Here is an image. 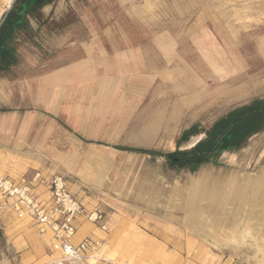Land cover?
Instances as JSON below:
<instances>
[{
  "label": "rangeland",
  "instance_id": "rangeland-1",
  "mask_svg": "<svg viewBox=\"0 0 264 264\" xmlns=\"http://www.w3.org/2000/svg\"><path fill=\"white\" fill-rule=\"evenodd\" d=\"M17 1L0 0V25ZM22 20L32 35L21 42L45 43L47 57L59 41L132 57L103 78L107 102L100 72L77 116L64 106L55 128L39 130L56 149L41 152L56 159L46 176H66L103 214L105 230L80 219L77 233L89 230L77 242L100 240L103 264H264V0H54ZM252 114L257 126L226 143L223 131ZM221 122L210 162L167 161Z\"/></svg>",
  "mask_w": 264,
  "mask_h": 264
},
{
  "label": "crops",
  "instance_id": "crops-1",
  "mask_svg": "<svg viewBox=\"0 0 264 264\" xmlns=\"http://www.w3.org/2000/svg\"><path fill=\"white\" fill-rule=\"evenodd\" d=\"M53 1L45 2L39 8ZM8 15L0 25V170L12 178L30 176L36 171L47 175L56 159L50 156L45 159L41 152L56 149L54 142L39 137L41 125L48 122L55 128L64 106L71 117L77 116L78 102L84 96L87 83H92L100 72L103 73L99 75L102 79L100 94H103L102 101L107 102L103 78L112 70L119 71L121 65L131 62L132 57L125 55L129 60H122L125 56L119 54L109 57L102 43L95 46L70 43L63 47L62 41L53 42V51L47 57L45 43L37 41L31 47L21 42L32 35L21 29L26 14L20 21L18 15ZM95 47L100 51L98 56L94 55ZM17 55L26 56H23L21 68H17ZM115 73L113 77L117 75ZM61 164L67 167V162ZM54 173L60 175L59 172L50 175ZM88 230L87 226H82L76 241ZM4 240L9 248L5 253L0 252V264L42 263L47 257H53L51 238L41 235L30 221L19 220L12 210L0 205V241Z\"/></svg>",
  "mask_w": 264,
  "mask_h": 264
},
{
  "label": "built area",
  "instance_id": "built-area-1",
  "mask_svg": "<svg viewBox=\"0 0 264 264\" xmlns=\"http://www.w3.org/2000/svg\"><path fill=\"white\" fill-rule=\"evenodd\" d=\"M0 194L3 206L19 220H28L40 234L51 236L52 252L57 254L55 264H103L100 240L75 239L81 218L105 230L103 214L96 208L85 207L72 192L66 176L47 177L40 171L19 178L0 174Z\"/></svg>",
  "mask_w": 264,
  "mask_h": 264
},
{
  "label": "trees",
  "instance_id": "trees-1",
  "mask_svg": "<svg viewBox=\"0 0 264 264\" xmlns=\"http://www.w3.org/2000/svg\"><path fill=\"white\" fill-rule=\"evenodd\" d=\"M49 1L51 0H18L12 11L9 13L8 17H10L11 14H16L20 17L18 20L20 21L28 11H35L45 2ZM18 5L19 10L16 9ZM260 118V114H252L251 116L246 117L244 121L241 120L239 123L234 124L233 127L231 126V129H229L228 131H223L224 141L226 143L230 142L231 144L238 142L244 134L249 133L253 128L257 126ZM223 128L224 124H222V122L217 124L215 129L209 134V140L206 144L197 145L190 150H176L174 152L166 154L165 157L167 161L171 165H176L179 168H196L202 164L210 162L212 152L216 151L217 146L222 143L221 141L218 144L216 136L217 134L221 133Z\"/></svg>",
  "mask_w": 264,
  "mask_h": 264
},
{
  "label": "bare ground",
  "instance_id": "bare-ground-1",
  "mask_svg": "<svg viewBox=\"0 0 264 264\" xmlns=\"http://www.w3.org/2000/svg\"><path fill=\"white\" fill-rule=\"evenodd\" d=\"M0 196H1V194H0ZM2 198V197H1ZM79 233H80V231H79ZM78 234H76V236H77ZM78 237V236H77ZM260 263H262L261 261H259Z\"/></svg>",
  "mask_w": 264,
  "mask_h": 264
}]
</instances>
